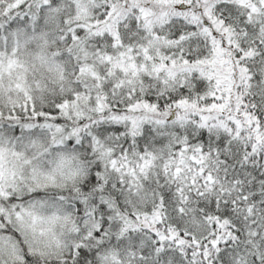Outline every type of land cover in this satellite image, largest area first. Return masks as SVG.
Wrapping results in <instances>:
<instances>
[{
    "label": "snow or ice",
    "instance_id": "obj_1",
    "mask_svg": "<svg viewBox=\"0 0 264 264\" xmlns=\"http://www.w3.org/2000/svg\"><path fill=\"white\" fill-rule=\"evenodd\" d=\"M0 264H264V0H0Z\"/></svg>",
    "mask_w": 264,
    "mask_h": 264
}]
</instances>
